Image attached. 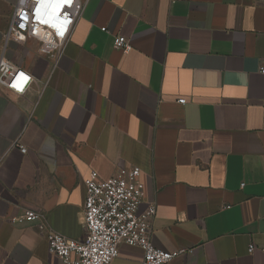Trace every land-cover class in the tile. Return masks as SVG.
I'll return each instance as SVG.
<instances>
[{
  "label": "crops",
  "instance_id": "1",
  "mask_svg": "<svg viewBox=\"0 0 264 264\" xmlns=\"http://www.w3.org/2000/svg\"><path fill=\"white\" fill-rule=\"evenodd\" d=\"M17 1L0 0V57L32 82L0 87V264H61L13 220L83 242L84 179L133 167L154 247L191 251L167 264H264V3L88 0L55 60L6 38ZM142 259L120 243L112 264Z\"/></svg>",
  "mask_w": 264,
  "mask_h": 264
},
{
  "label": "built area",
  "instance_id": "2",
  "mask_svg": "<svg viewBox=\"0 0 264 264\" xmlns=\"http://www.w3.org/2000/svg\"><path fill=\"white\" fill-rule=\"evenodd\" d=\"M264 3V0H258ZM88 0H18L10 20L6 38L19 42L32 39L41 43L51 56L58 60L63 53L68 35L81 17ZM62 12L55 14L56 7ZM105 32L106 29L102 28ZM113 48L128 54L132 47L128 39L113 37ZM264 74V68H260ZM32 82L31 76L0 57V87L23 94ZM185 104L184 99L177 101ZM21 153L26 149L19 146ZM84 224L87 236L83 242L66 238L45 227L44 216L26 211L13 222H34L45 231L48 252L61 264H112L118 256V245L123 243L143 252L142 264H167L174 258L191 251L166 252L151 242L152 222L156 205L151 202L142 207L144 187L140 170L121 168L108 179H99L91 172L84 179ZM254 246L248 247L252 253Z\"/></svg>",
  "mask_w": 264,
  "mask_h": 264
},
{
  "label": "clouds",
  "instance_id": "3",
  "mask_svg": "<svg viewBox=\"0 0 264 264\" xmlns=\"http://www.w3.org/2000/svg\"><path fill=\"white\" fill-rule=\"evenodd\" d=\"M61 12H62V7H60V6L56 7V9L54 10L55 14H59Z\"/></svg>",
  "mask_w": 264,
  "mask_h": 264
}]
</instances>
